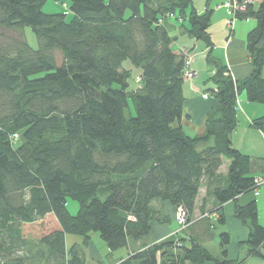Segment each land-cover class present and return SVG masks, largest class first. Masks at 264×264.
<instances>
[{
    "label": "trees",
    "instance_id": "1",
    "mask_svg": "<svg viewBox=\"0 0 264 264\" xmlns=\"http://www.w3.org/2000/svg\"><path fill=\"white\" fill-rule=\"evenodd\" d=\"M46 1L0 0V28L18 31L11 41L0 37V264H85L81 245L66 246L65 236L85 245L91 232L109 254L126 250L118 264H242L227 257L226 232L219 254L206 247L227 201L248 229L238 244L245 257L264 259L257 204L236 202L258 190L264 160L230 140L239 94L264 104V0L233 14L255 21L245 36L252 72L243 80L210 56L211 0L203 12L193 0H69L54 13L42 11ZM169 19L209 49L208 95L218 105L194 136L181 124L188 57L173 46ZM252 124L264 130V116ZM67 198L78 203L75 215ZM165 201L185 212L187 225L155 241L153 223L168 222ZM210 212L218 213L213 223Z\"/></svg>",
    "mask_w": 264,
    "mask_h": 264
},
{
    "label": "crops",
    "instance_id": "2",
    "mask_svg": "<svg viewBox=\"0 0 264 264\" xmlns=\"http://www.w3.org/2000/svg\"><path fill=\"white\" fill-rule=\"evenodd\" d=\"M193 4L198 12L205 10L206 4L199 7L194 0ZM216 4L212 10L211 22L208 28V32L211 37L212 48L210 50V56L224 63L229 70V74L232 80H243L250 76L252 72V65L250 63L249 53L245 47V36L248 31L246 27L243 31L238 28H242L240 25L234 22L230 24L231 19L229 16L222 15L219 13L221 7ZM172 25L173 35L181 37L178 40L179 45L177 48H183L186 54L191 55L189 68L193 72V76L190 78H184L182 85L183 92V130L189 136L200 134L204 131V121L206 114L215 106L218 105V101L211 95L207 98H203L204 93H208V88L212 87L209 85L208 78L210 77L212 70L210 64L207 62L208 47L203 42H199L200 39H195L188 36L181 28L179 24L178 34L176 33V24L173 22ZM237 31L239 32L237 35ZM176 40V41H177ZM188 52V53H187ZM188 54V55H189ZM264 77V67L261 72ZM237 127L230 134V140L233 147L242 151L243 153L249 154L253 158L264 160V130L255 127L252 124V120L257 117L264 116V104L252 103L246 99L245 93L241 92L237 98ZM227 160L223 161L219 171L224 174L226 172ZM256 177L262 178L264 181V164L261 169L257 170ZM202 189V188H201ZM201 189L196 202V208L194 216L198 217L199 206L201 199L205 192L201 195ZM205 191V189H204ZM254 200L258 208V220L264 225V182L260 185L257 190V194L254 192L245 193L239 195L236 198V202L239 205L246 204L249 201ZM214 206L210 201L207 202V209ZM174 207L168 202L162 203V213L168 218V222L153 223V240L160 241L164 235L170 233L171 222L173 219ZM224 213V223L222 225L216 224L212 232L211 242L219 245V234L226 232L229 235L230 241L226 246L227 257L229 259H237L244 257L242 264H264V259L255 256L245 257L246 248L239 247V242L246 239L248 234L247 227L236 219L233 215L234 202L227 201L222 205ZM218 217L217 212L209 213V220L213 223ZM210 244L208 242L206 247ZM219 248V246H218Z\"/></svg>",
    "mask_w": 264,
    "mask_h": 264
},
{
    "label": "rangeland",
    "instance_id": "3",
    "mask_svg": "<svg viewBox=\"0 0 264 264\" xmlns=\"http://www.w3.org/2000/svg\"><path fill=\"white\" fill-rule=\"evenodd\" d=\"M225 1L226 0H211L210 1L211 8H214L216 4L221 6ZM68 2H69V0H47L45 2V4L43 5V7H42V11L45 12V13L62 12L63 10H66V7L64 6V4L68 5ZM194 2L197 5H199V7H201V6L206 4V0H194ZM219 13H223L222 15H225L226 10L224 8H222L221 10H219ZM226 15L228 16L227 13H226ZM68 17H69V15H68ZM173 21H174V23L177 26L176 27V33H177L178 32L177 30L179 28V24H177L176 20L169 19L170 23L173 22ZM234 22L237 23V25H240L242 27V28H238L240 31H243L245 29V27H246L245 31H248L255 24L254 19H251V18L243 19V20L235 19ZM171 33L173 34L174 32H171ZM238 33L239 32L237 31V35H238ZM23 34H24V37H25L27 43L32 48H37L38 42H37V39H36L34 33L30 29V27H24L23 28ZM17 36H18V31L17 30H5V29L0 28V37L4 41H11V39L16 38ZM178 38L181 39V37H178ZM178 40L175 41V43L173 44V46L175 48L178 47V45H179ZM199 42L203 46V41L199 40ZM188 54H187V57L189 58V61H190L191 60V55L190 54L188 55ZM56 56H58V54ZM133 73H134V70H133ZM209 85H211V83ZM181 124L183 125V117L181 119ZM204 192H205L204 188H202L200 194L202 195ZM66 207H67V209H68L70 214L75 215L77 210H78V203L75 200L71 199V198H67ZM177 213H178V210L174 209V211H173V219H172V222L170 224L172 231L170 233H167L166 235H164L161 240L170 239V238H176V236L179 233V231L187 225V220L186 219L183 221V225H182V223L178 225L175 222V219H178L177 218V215H178ZM263 217H264V214H263ZM218 225H220V224H218ZM90 236H91L90 241L87 242L85 245H82V240H81V238L79 236H74V235H66L65 236V244H66V246H69L72 243H77V244L81 245L80 247L83 249L84 255H85V264H111L110 263L111 259H113L112 260L113 264H118V258L121 257V256H125L126 250L124 248L115 250L111 254H109V250H108L105 242L99 237L97 232H91ZM207 248L212 253H215V254H219L220 253L218 245H216L213 242H210V244H208Z\"/></svg>",
    "mask_w": 264,
    "mask_h": 264
},
{
    "label": "built area",
    "instance_id": "4",
    "mask_svg": "<svg viewBox=\"0 0 264 264\" xmlns=\"http://www.w3.org/2000/svg\"><path fill=\"white\" fill-rule=\"evenodd\" d=\"M259 0H226L221 6V8H224L226 10V13L228 14V16L230 17L231 19V22L230 24L232 25L233 23V20L234 17H233V14L236 10H244L245 9V5L247 4H251V3H255V2H258ZM189 58H187L186 62H185V69L183 71V75L185 78H190L193 76V72L191 71V69L189 68ZM136 80L138 81V77L136 78ZM203 97L204 98H207L208 97V93H204L203 94ZM254 182L257 184V185H261L264 181L262 178H259V177H255L254 178ZM254 194H257V190L254 192ZM178 215H177V222L179 224L182 223L183 225V221L186 219V214L185 212L181 209V208H178Z\"/></svg>",
    "mask_w": 264,
    "mask_h": 264
}]
</instances>
